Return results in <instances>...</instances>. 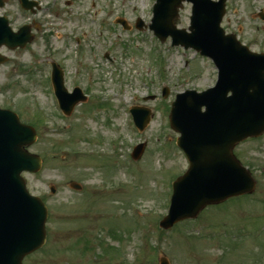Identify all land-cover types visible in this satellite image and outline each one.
Listing matches in <instances>:
<instances>
[{"label":"rangeland","instance_id":"374dc122","mask_svg":"<svg viewBox=\"0 0 264 264\" xmlns=\"http://www.w3.org/2000/svg\"><path fill=\"white\" fill-rule=\"evenodd\" d=\"M32 1L40 6L34 15L21 14L15 0L0 9L13 30L31 24L34 33L24 49H0L9 59L0 66V108L37 135L28 150L41 159V169L22 177L48 209L45 243L22 264H158L160 258L170 264H264V137L234 150L256 182L252 195L207 207L167 231L158 226L173 180L187 169L168 123L169 107L176 94L214 85L209 60L171 47L169 39L159 46L148 28L154 0ZM261 8L264 0H230L222 22L226 32L240 29L242 41L256 42L258 52L264 51ZM189 16L184 4L177 28L187 30ZM118 18L130 29L115 24ZM137 18L144 24L140 31ZM50 61L63 71L69 92L78 87L87 97L69 117L59 114L47 91ZM130 107L150 111L142 132L131 124ZM140 143L143 154L134 161L131 151ZM71 182L81 189H71Z\"/></svg>","mask_w":264,"mask_h":264},{"label":"water","instance_id":"95a60500","mask_svg":"<svg viewBox=\"0 0 264 264\" xmlns=\"http://www.w3.org/2000/svg\"><path fill=\"white\" fill-rule=\"evenodd\" d=\"M182 1L156 0L150 29L161 41L170 37L172 46L191 48L209 57L218 70V78L214 88L199 94L188 91L177 95L172 104L170 124L180 133L177 144L185 152L189 167L173 183L170 208L160 222L163 229L196 218L209 205L251 194L255 182L234 158L232 148L237 142L264 132V55L248 52L233 36L223 34L220 22L224 0H186L193 5L189 32L178 30L174 20ZM34 4L23 0L26 9ZM120 23L126 27L123 21ZM31 38L28 27L15 34L6 18H0V46L24 47ZM4 61L0 56V63ZM54 85L60 107L67 115L77 103L85 101L79 89L67 94L58 69ZM166 93L167 90L164 96ZM132 114L136 127L143 130L150 112L133 108ZM35 139L30 126L21 124L14 113L0 110V264H21L26 255L45 242L46 208L27 192L21 177L23 172L40 169V158L26 149ZM143 147L141 144L135 148L133 159L140 158ZM72 187L80 189L77 184ZM160 264L168 262L161 258Z\"/></svg>","mask_w":264,"mask_h":264},{"label":"flooded vegetation","instance_id":"af4514ba","mask_svg":"<svg viewBox=\"0 0 264 264\" xmlns=\"http://www.w3.org/2000/svg\"><path fill=\"white\" fill-rule=\"evenodd\" d=\"M210 1H212V2H215V1H217V0H210ZM229 3H230V0H225V9L227 10L228 9V7H229ZM185 5H189V4H185ZM259 11H262V13H263V16H264V8H261V9H259ZM226 15V14H225ZM224 21V18H223V20H222V22ZM224 29V28H223ZM238 32H237V34H234L233 32H226V33H228V34H233L236 38H237V40H238V42L240 43V44H242L243 46H245L246 48H248L249 50H251L252 52H256V53H264V51H257L256 49H254V45H256L257 43L256 42H252V41H250V40H246V41H242L241 39H240V35L238 34V33H240V29L239 30H237ZM259 44V43H258ZM49 63V65L51 64V63H53V61H50V62H48ZM237 148V147H236Z\"/></svg>","mask_w":264,"mask_h":264}]
</instances>
